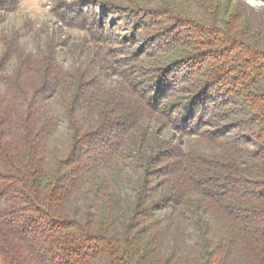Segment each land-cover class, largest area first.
Listing matches in <instances>:
<instances>
[{"label":"trees","instance_id":"trees-1","mask_svg":"<svg viewBox=\"0 0 264 264\" xmlns=\"http://www.w3.org/2000/svg\"><path fill=\"white\" fill-rule=\"evenodd\" d=\"M145 1L185 28L178 46L206 37L209 53L187 67L232 86L231 114L252 138L213 132L212 150L165 148L144 122L172 113L143 108L138 75L110 88L97 68H66L53 41L31 52L19 31L2 33L0 264H264V8Z\"/></svg>","mask_w":264,"mask_h":264},{"label":"rangeland","instance_id":"rangeland-1","mask_svg":"<svg viewBox=\"0 0 264 264\" xmlns=\"http://www.w3.org/2000/svg\"><path fill=\"white\" fill-rule=\"evenodd\" d=\"M100 1L0 0V12L4 14L0 36L19 31L21 44L31 52H36L46 40L53 41L66 68H97L107 76L110 88L119 89L122 78L138 75L137 95L143 108L152 110L151 101H154L156 108L172 113V117L163 114L157 121L146 117L144 122L143 129L156 133L165 148L209 151L214 141L208 136L213 132L252 138L250 131L245 129L244 133L241 129L245 127L239 115L231 114L236 112L232 105L236 97L227 91L232 86L228 83L224 86L223 80L214 83L215 74H210V68L187 67L194 56L209 53L212 47L205 45L206 37H200L198 42L190 37L185 45L178 46L180 32L185 30L176 27L178 22H165L158 12L142 10L137 7V0ZM242 1L256 9L264 8V0ZM143 3L152 6L153 0ZM186 5L195 12L201 11L192 3ZM199 16L188 15L193 21L204 23ZM97 35L104 38L102 42L94 40ZM2 48L0 43V54ZM98 61L100 66L95 67ZM157 83L163 88L155 99L153 87ZM65 132L66 122L62 119L55 139L62 140ZM249 144L253 147V143ZM122 190L126 196L134 192L127 181L122 184Z\"/></svg>","mask_w":264,"mask_h":264}]
</instances>
